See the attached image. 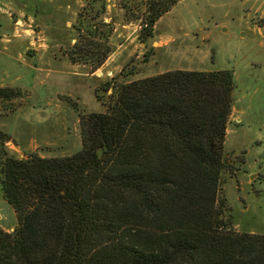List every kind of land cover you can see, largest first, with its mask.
<instances>
[{
	"label": "trees",
	"instance_id": "obj_1",
	"mask_svg": "<svg viewBox=\"0 0 264 264\" xmlns=\"http://www.w3.org/2000/svg\"><path fill=\"white\" fill-rule=\"evenodd\" d=\"M177 1L121 7L146 38ZM93 19L82 15L67 50L91 71L112 31ZM111 85L105 112L79 120L73 153L19 157L0 131V185L17 218L0 227V264H264V234L236 231L222 192L233 172L224 153L232 71L174 68ZM18 94L0 87L2 100Z\"/></svg>",
	"mask_w": 264,
	"mask_h": 264
},
{
	"label": "rangeland",
	"instance_id": "obj_2",
	"mask_svg": "<svg viewBox=\"0 0 264 264\" xmlns=\"http://www.w3.org/2000/svg\"><path fill=\"white\" fill-rule=\"evenodd\" d=\"M124 1L0 0V87L19 90L0 99V131L12 139L9 152L77 151L79 120L105 112L113 82L174 68L230 69L234 87L224 153L233 172L224 174L222 192L233 228L264 234V26L254 25L264 22V7L249 9L262 0H178L146 38L137 20L126 19ZM82 15L112 26L111 50L94 71L67 55ZM0 223L17 225L1 185Z\"/></svg>",
	"mask_w": 264,
	"mask_h": 264
},
{
	"label": "crops",
	"instance_id": "obj_3",
	"mask_svg": "<svg viewBox=\"0 0 264 264\" xmlns=\"http://www.w3.org/2000/svg\"><path fill=\"white\" fill-rule=\"evenodd\" d=\"M260 6L264 7V1H263V0L260 1V2L258 3L257 6H255V4L251 5V8L249 7V9H250L252 12H255V11H258V10L260 9ZM250 10H248V11H250ZM8 13L10 14V11H9ZM15 22H18V21H15ZM15 22H14V23H15ZM254 25H256L257 27L260 28V26H259L258 24L254 23ZM258 63H259V62H258ZM205 70H213V69H205ZM231 114H232V113H231ZM230 116H231V115H230ZM230 119H231V117H230ZM33 148H34V147H33ZM39 155H40V156H44V155H42V154H40V153H39ZM0 227L3 228L4 230H7V231L13 229V226H4V225L1 224V223H0Z\"/></svg>",
	"mask_w": 264,
	"mask_h": 264
},
{
	"label": "water",
	"instance_id": "obj_4",
	"mask_svg": "<svg viewBox=\"0 0 264 264\" xmlns=\"http://www.w3.org/2000/svg\"><path fill=\"white\" fill-rule=\"evenodd\" d=\"M101 152H102V148L99 147V148L97 149V154H98V155H101Z\"/></svg>",
	"mask_w": 264,
	"mask_h": 264
}]
</instances>
